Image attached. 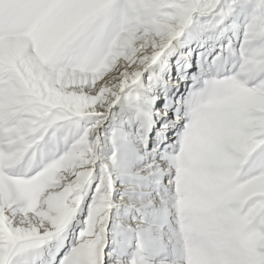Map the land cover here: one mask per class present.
I'll use <instances>...</instances> for the list:
<instances>
[{
    "label": "snow or ice",
    "instance_id": "snow-or-ice-1",
    "mask_svg": "<svg viewBox=\"0 0 264 264\" xmlns=\"http://www.w3.org/2000/svg\"><path fill=\"white\" fill-rule=\"evenodd\" d=\"M0 264H264V0H0Z\"/></svg>",
    "mask_w": 264,
    "mask_h": 264
}]
</instances>
